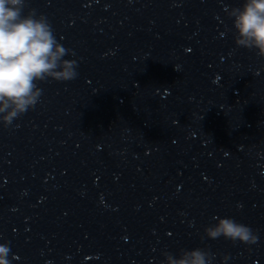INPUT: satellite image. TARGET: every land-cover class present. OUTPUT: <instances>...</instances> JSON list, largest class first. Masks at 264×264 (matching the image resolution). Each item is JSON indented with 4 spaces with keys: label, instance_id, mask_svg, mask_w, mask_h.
Wrapping results in <instances>:
<instances>
[{
    "label": "clouds",
    "instance_id": "1",
    "mask_svg": "<svg viewBox=\"0 0 264 264\" xmlns=\"http://www.w3.org/2000/svg\"><path fill=\"white\" fill-rule=\"evenodd\" d=\"M27 0H0V124L13 126L40 102L43 89L38 82H65L78 76L75 60L63 59L75 55L56 39L48 18L30 9L25 14ZM232 20L234 42L237 47L256 50L264 58V0H243L239 7L226 9ZM264 70L261 69L255 72ZM215 224L204 228V236L211 240L223 237L245 245L255 244L257 233L231 217H213ZM10 248L0 243V264H10ZM163 264H213L216 254L208 248L182 249L179 255L165 251ZM229 257L225 255L224 261Z\"/></svg>",
    "mask_w": 264,
    "mask_h": 264
}]
</instances>
